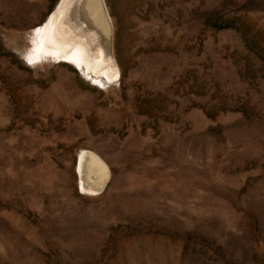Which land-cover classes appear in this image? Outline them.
<instances>
[{"label":"rangeland","instance_id":"374dc122","mask_svg":"<svg viewBox=\"0 0 264 264\" xmlns=\"http://www.w3.org/2000/svg\"><path fill=\"white\" fill-rule=\"evenodd\" d=\"M59 2L0 0V264H264V0H99L105 85L29 55Z\"/></svg>","mask_w":264,"mask_h":264},{"label":"bare ground","instance_id":"6f19581e","mask_svg":"<svg viewBox=\"0 0 264 264\" xmlns=\"http://www.w3.org/2000/svg\"><path fill=\"white\" fill-rule=\"evenodd\" d=\"M99 6L97 0H60L46 20L32 31L33 57L43 58L44 53L55 62L71 65L90 77L94 85H103L117 78L118 68L112 61L109 21ZM84 151L78 154L75 170L77 186L81 187V192L89 193L94 187L87 189L89 186L86 188L83 181V177H88L84 176L86 169L91 167L89 155ZM95 166L96 163L91 169Z\"/></svg>","mask_w":264,"mask_h":264},{"label":"water","instance_id":"95a60500","mask_svg":"<svg viewBox=\"0 0 264 264\" xmlns=\"http://www.w3.org/2000/svg\"><path fill=\"white\" fill-rule=\"evenodd\" d=\"M97 2H98V4L100 5V2H99V0H97ZM100 7V10H102V8H101V6H99ZM102 13H103V10H102ZM104 14V13H103ZM44 56H46L44 53H42ZM30 56H31V58L32 59H37V58H39V57H33V53L32 52H30V54H29ZM37 56V55H36ZM91 154V153H90ZM93 156V155H92ZM93 158L95 159V162L97 161V158L95 157V156H93ZM96 165H97V162H96ZM78 189L81 191V187H78Z\"/></svg>","mask_w":264,"mask_h":264}]
</instances>
